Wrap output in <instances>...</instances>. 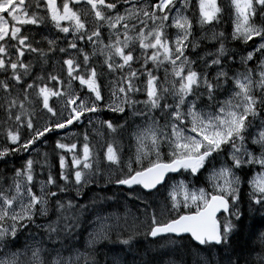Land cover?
<instances>
[{
    "label": "snow or ice",
    "instance_id": "1",
    "mask_svg": "<svg viewBox=\"0 0 264 264\" xmlns=\"http://www.w3.org/2000/svg\"><path fill=\"white\" fill-rule=\"evenodd\" d=\"M225 18L242 70L216 31ZM197 26L212 31L197 38ZM205 40L218 47L199 55ZM0 112V161L28 155L0 175V264H98L77 248L86 213L88 249L138 253L143 229L157 248L206 247L204 264H264V217L253 261L257 222L245 239L241 209H264V0H0ZM70 126L84 130L37 149ZM93 186L117 188L123 217L101 214L115 195L79 203Z\"/></svg>",
    "mask_w": 264,
    "mask_h": 264
},
{
    "label": "trees",
    "instance_id": "2",
    "mask_svg": "<svg viewBox=\"0 0 264 264\" xmlns=\"http://www.w3.org/2000/svg\"><path fill=\"white\" fill-rule=\"evenodd\" d=\"M208 34L211 33L212 29H205ZM225 30L227 34H229V39L227 42V47L230 50H233L237 52V55L235 57V64H233V69L239 70L240 65H239V59H240V54L246 55V52H242V49L245 47L243 44H240L238 42H234L230 38V33H231V26L230 22L227 21V18H225V22L220 24L217 28L216 31H221ZM204 34V33H203ZM201 34V35H203ZM201 35H198L197 38H199ZM214 47H218V44H214V42L205 40L203 41V44L201 46L199 55H203L204 52L208 51H214ZM213 49V50H212ZM249 48L248 50H250ZM193 59L196 57L193 56ZM136 99H144V96L138 95ZM3 119V113L0 112V120ZM55 136L56 134H48V139L45 142H38L36 147L39 149L41 153L47 151V152H52V149L55 145ZM127 143V141H125ZM28 158L27 154H19L16 157L10 156L8 157L6 162L0 161V175L2 176H10L11 171L10 169L12 168L13 165L16 167H19L24 160ZM70 160V157H69ZM52 163L54 165L53 167V172L58 176V157H55L52 159ZM9 169V171H5V169ZM37 172H40L39 166L37 167ZM46 172L47 170L45 169V174L38 176V179H45L46 178ZM190 178V177H189ZM103 184V182H101ZM244 187V185H242ZM53 191L56 189L53 188ZM87 192V195H83L81 197H78V201L80 204H88L90 200L92 199L94 194H98L99 196H113L115 195L119 200L120 204H116L114 201H109L106 204H103L100 206L102 208V212H116L119 215H124V207H123V200L124 197L123 195L117 190L116 187L114 186H108V191L107 192H101L100 189L95 188L93 186L92 191H88L87 189L85 190ZM163 191V190H162ZM247 192V188L245 187V193ZM74 195V193H73ZM67 199V197H65ZM129 207L131 208L133 216L137 215L136 213V206L134 204H129ZM242 212L244 213L243 216V223L248 226L245 228L244 231V238H247L248 236V228L253 224V222H257V235L253 236L251 240V245L254 247L255 251L252 253V259L255 261L256 254L260 251V244H259V239H258V233L259 230H261V225H260V220L261 217H264V209L258 210V211H253L251 213V216L249 215L250 209L248 208L247 203L245 202L244 204L241 205ZM149 212H151V209H149ZM93 215L85 214L84 216L81 217V228L77 229V232L79 233V239L80 243L77 244L78 249L85 248V243L87 235L90 230V223L89 221L93 220ZM53 219H55V216L53 215ZM144 217L140 216V220H143ZM129 221L131 222V217L129 218ZM123 223V220L121 221ZM89 226V227H88ZM87 232V233H86ZM117 239L116 234L114 233L111 236V240L115 241ZM140 242L139 246V252L136 253L135 247L133 249L132 253H129L128 255H125L124 251H121L122 246L119 243H111L109 241H101L98 244H96L93 248L89 250H83L87 251L90 255L95 256L98 264H113V262H117V264H121L122 261H132L133 257L135 255L136 259V264H140L141 259L143 260H149L153 257L163 260V261H168V260H173L176 261L177 264H195L194 262V256L200 252L201 250H205L204 254H209L208 250L206 248H197L193 247L192 245L188 244L187 240L184 242V246L181 247L179 244H171L169 247H164V248H157L155 244L152 243V239L149 237H145L143 235V229H140V235L137 236L136 238ZM162 243V242H161ZM145 249H149L150 251L148 253H145ZM215 251V250H213ZM67 254V253H65ZM214 254V253H213ZM211 253V256L215 257L217 261L220 260V255L217 253V255H213ZM210 255V254H209Z\"/></svg>",
    "mask_w": 264,
    "mask_h": 264
},
{
    "label": "rangeland",
    "instance_id": "3",
    "mask_svg": "<svg viewBox=\"0 0 264 264\" xmlns=\"http://www.w3.org/2000/svg\"><path fill=\"white\" fill-rule=\"evenodd\" d=\"M109 213H116V212H102L101 214H103V215H107V214H109ZM93 227H94V225H90V230H89V232H91V231H93ZM89 234V233H88ZM114 234V233H113ZM112 234V235H113ZM87 238H88V235H87ZM87 238H86V240H87ZM246 239V238H245ZM103 241V240H102ZM101 242V241H100ZM98 244V243H97ZM89 250L88 248H86V246H85V248H82V249H79L81 252H84L83 250ZM213 257V256H212ZM208 258H210V255L209 254H204V250H201L200 252H198L195 256H194V262H195V264H204L203 262L205 261V259H208Z\"/></svg>",
    "mask_w": 264,
    "mask_h": 264
},
{
    "label": "flooded vegetation",
    "instance_id": "4",
    "mask_svg": "<svg viewBox=\"0 0 264 264\" xmlns=\"http://www.w3.org/2000/svg\"><path fill=\"white\" fill-rule=\"evenodd\" d=\"M58 2H60V0H58ZM47 31L48 30L46 29L45 30V33H47ZM52 31L54 32V30H52ZM36 38L39 39V36H37ZM71 38H72L71 36L68 37V39H71ZM61 41L62 42H61L60 46H63V44L66 43V42H63V34H61ZM26 59H30V57H26ZM53 59H55V57H53ZM35 71H36V73H39L40 72L39 66L36 67ZM76 84L78 86V81L76 82Z\"/></svg>",
    "mask_w": 264,
    "mask_h": 264
},
{
    "label": "bare ground",
    "instance_id": "5",
    "mask_svg": "<svg viewBox=\"0 0 264 264\" xmlns=\"http://www.w3.org/2000/svg\"><path fill=\"white\" fill-rule=\"evenodd\" d=\"M89 227V226H88ZM87 233V232H86Z\"/></svg>",
    "mask_w": 264,
    "mask_h": 264
}]
</instances>
